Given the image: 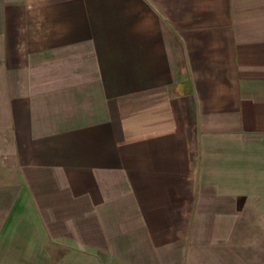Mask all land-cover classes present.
Listing matches in <instances>:
<instances>
[{"label":"crops","instance_id":"0c3cea01","mask_svg":"<svg viewBox=\"0 0 264 264\" xmlns=\"http://www.w3.org/2000/svg\"><path fill=\"white\" fill-rule=\"evenodd\" d=\"M0 264H264V0H0Z\"/></svg>","mask_w":264,"mask_h":264}]
</instances>
